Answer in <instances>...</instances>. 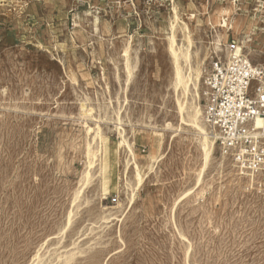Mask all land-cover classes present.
Here are the masks:
<instances>
[{"label":"rangeland","instance_id":"rangeland-1","mask_svg":"<svg viewBox=\"0 0 264 264\" xmlns=\"http://www.w3.org/2000/svg\"><path fill=\"white\" fill-rule=\"evenodd\" d=\"M51 1L0 2V264H264V178L219 147L204 165L172 84L169 37L187 24L191 61L207 67L220 54L209 11L227 0ZM261 4L233 0L244 29ZM262 28L242 50L264 64ZM227 33L223 46L243 45ZM99 125L106 148L125 129L142 181L124 147L101 170ZM119 202L121 219H102Z\"/></svg>","mask_w":264,"mask_h":264},{"label":"built area","instance_id":"built-area-1","mask_svg":"<svg viewBox=\"0 0 264 264\" xmlns=\"http://www.w3.org/2000/svg\"><path fill=\"white\" fill-rule=\"evenodd\" d=\"M201 102L220 150L239 173L264 178V64L228 42L205 70Z\"/></svg>","mask_w":264,"mask_h":264},{"label":"bare ground","instance_id":"bare-ground-1","mask_svg":"<svg viewBox=\"0 0 264 264\" xmlns=\"http://www.w3.org/2000/svg\"><path fill=\"white\" fill-rule=\"evenodd\" d=\"M7 1V0H0ZM16 9L18 10V7L20 6L18 0H12ZM51 3L53 1L46 0L47 3ZM1 5V4H0ZM264 9V5L261 4ZM259 6V7H261ZM61 7V6H60ZM261 9V11L264 12V10ZM176 12V11H175ZM209 19L212 21L215 27L216 34L214 36V41L212 42V45L216 52H221L224 50L223 42H226L228 37V30H233L236 35H240L242 39L243 45L239 46V49H243V47H247L250 42H252L253 37H251L250 32L254 36L258 34L260 30H262V24L264 23V16H261L260 20H252L249 19L248 23H250V27L246 26V29H244L245 24L240 23L241 22V16L240 13L234 14V7H233V0H227V4L224 5H218L216 10L214 12H210ZM208 13V14H209ZM176 18H178L177 13H175ZM261 15V14H260ZM175 21V20H174ZM179 21V19L177 20ZM253 21L255 22L254 28ZM262 21V23H260ZM172 23V22H171ZM174 25V24H173ZM248 25V24H247ZM175 26V25H174ZM174 26H171L172 29H174ZM190 28L187 24H184L183 26V34L184 38L182 42H178L176 37V32L173 31L172 35L169 37L168 46H169V52L171 54L172 61L174 63V69H173V88L176 92V101L178 105V109L181 114V120L186 124L187 127L194 130V132L199 136L200 143L203 150L204 155V165H206L209 160L213 157L215 153V149L218 146L217 138L215 135H213L209 129V125L204 117V108L202 101V92L204 89V80H205V70L207 67L204 66L203 61H198L195 63V65L192 63V37L189 35ZM243 32V33H242ZM256 43V42H255ZM127 48L125 49V52H127ZM130 67L128 66V72H130ZM204 77V78H203ZM203 78V83L201 82V79ZM201 83L203 84V89H201ZM184 95V97H182ZM81 109L84 110L83 114L84 116L87 115L88 109L86 107V103H81ZM119 121H122L121 117H118ZM118 132L121 135V140L116 143V147L114 148H106L105 145H103V139L101 136V127L98 126V129L96 131L95 138L100 136V143L98 146V152L101 155V170H105L107 168H112L114 166V161L117 162L119 157V149L120 148H126L128 153H131L129 158L127 159V169L129 164L133 161L136 168V174L140 178V181L143 179L142 175V169L140 164V157L136 156V153L134 149L132 148L131 141L126 135L125 129L123 127L117 126ZM199 143V142H198ZM200 146V145H199ZM150 147H152V144H150ZM221 152V159L227 160L231 167L234 168V162L231 160L227 154L224 152ZM88 156L90 157L88 164H87V170L84 172L83 178H82V185L81 189L77 192L76 198L79 197L80 192L82 191L83 187L87 184L90 178V166L92 165L91 156L94 155V152H92V148L90 147V143L88 144ZM148 158V161L152 163L155 161L154 156H151L149 153L146 155ZM150 165V164H149ZM83 174V173H82ZM137 185V184H136ZM132 183L128 184V190L131 189L130 193L128 194L129 203L125 209H120L121 215H124L129 207H132L134 203L135 198V187H132ZM132 187V188H131ZM108 192L104 191L103 197L106 198ZM187 195V194H186ZM80 198V197H79ZM179 199V198H178ZM74 200H76L74 198ZM123 206L122 202H119L118 205L114 208L107 209L109 213L103 214L102 219L107 220V222L114 220V219H121L118 216L119 208ZM110 210V211H109ZM71 218V215H70ZM72 255V254H71ZM70 255V256H71ZM69 256V255H68ZM71 259V257H70ZM66 261L65 263H67Z\"/></svg>","mask_w":264,"mask_h":264}]
</instances>
